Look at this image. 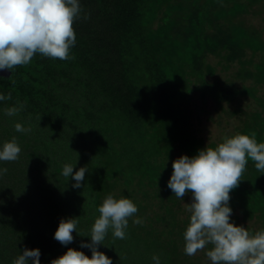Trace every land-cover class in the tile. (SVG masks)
I'll return each instance as SVG.
<instances>
[{"label": "trees", "instance_id": "1", "mask_svg": "<svg viewBox=\"0 0 264 264\" xmlns=\"http://www.w3.org/2000/svg\"><path fill=\"white\" fill-rule=\"evenodd\" d=\"M261 1L79 0L69 59L35 53L14 76H0V95L5 96L0 100V143L15 137L21 149L16 160L0 161L9 177L0 176V236L5 237L0 239V264H13L25 247H38L41 258H50L48 250L55 246L63 253L89 241L84 235L90 234L97 208L109 193L137 206L125 237L115 238L109 228L102 242L107 246H98L112 264H153V255L160 264H210L196 253H184L190 213L180 215L181 202L166 181L175 158L215 147L226 136L254 132L257 142H264V99L256 93L264 89V27L241 18ZM209 55L226 71L238 65L223 78ZM108 73L117 84L115 95L103 90ZM209 102L241 122L217 141L209 135L205 140L193 126L194 119L202 123ZM13 107L18 110L7 115ZM16 123L27 131L17 132ZM71 126L76 133L68 132ZM66 163L74 171L87 168L82 187L73 188L72 178L61 175ZM65 184L63 202L52 206L39 197L35 202V191L48 199ZM229 204L233 222L250 233L264 229V173L254 161L248 160ZM48 211L52 214L45 217ZM38 217L47 218L45 230L74 217L78 234L73 231L68 245L50 237L42 242L47 236ZM134 218L142 222L133 223ZM29 228L36 230L33 240L23 231ZM82 251L91 255L87 248Z\"/></svg>", "mask_w": 264, "mask_h": 264}, {"label": "clouds", "instance_id": "2", "mask_svg": "<svg viewBox=\"0 0 264 264\" xmlns=\"http://www.w3.org/2000/svg\"><path fill=\"white\" fill-rule=\"evenodd\" d=\"M80 11L79 0H0V71L29 63L35 53L69 59L76 39L72 24ZM4 99L0 95V100ZM17 110L9 108L6 114L11 116ZM14 127L17 132L27 131L20 123ZM20 151L15 137L0 143V161H14ZM249 159L264 173V142H257L254 132L226 136L215 147L206 145L194 155L181 154L172 161L166 186L178 199L191 192V202L186 203L189 223L183 233L186 255L211 245L205 252L211 264H264V229L250 233L230 219V191L238 186ZM5 171L0 168V174ZM87 171L84 166L74 171V165L66 163L61 175L71 177L72 187L80 188ZM97 211L90 234L84 235L90 240L80 241L77 248L68 247L49 264H112V258L98 246L105 245L102 242L109 228L115 238L125 237L128 218L137 212V206L126 196L117 198L109 193ZM141 222L133 219V223ZM77 223L74 217L61 218L53 239L61 245L70 244L73 231L78 234ZM84 248L90 250V256ZM40 256L38 247H25L13 264H41ZM152 261L160 264L157 255Z\"/></svg>", "mask_w": 264, "mask_h": 264}, {"label": "rangeland", "instance_id": "3", "mask_svg": "<svg viewBox=\"0 0 264 264\" xmlns=\"http://www.w3.org/2000/svg\"><path fill=\"white\" fill-rule=\"evenodd\" d=\"M250 9H251L250 12L247 13V14H244L243 16H241V18L244 19L246 24H248V25H251V26L253 25L255 27H264V1H261V2H258V3H253L251 5ZM249 54H250V56H252L251 53L248 52V55ZM248 55L246 57H248ZM254 55H255V57H257V53L254 54ZM88 60H89V57H86V58L84 57L83 58V61H85L87 64H91L92 62H89ZM207 60L209 62H211L212 64L216 65V67H217L216 75L221 76L223 78H228L229 75L231 73H233L234 68L238 65L237 62H234V63H232L230 65V67L228 69L229 71L228 70L226 71L225 67H223L221 64H218L219 59L217 57L209 55ZM18 66H16L13 70H11V73H13V76L16 74ZM91 66L92 65H90L89 68L93 69ZM10 76H11V74H10ZM104 78H105L107 84H105V87L103 88V90H106L109 95H113V94L115 95L116 92H117V84H115L114 76L111 73H108V74H104ZM256 93H257V95H260V97L262 99H264V89L262 90V92L256 91ZM194 99L196 101H198L196 94H194ZM79 100H83V98H81ZM89 102H90V100H89ZM223 103H224L225 109H229L228 108L229 107V103L228 102H223ZM84 106L89 109L88 105H84ZM209 111H210V113H209ZM201 119H202V123L203 124L202 123L198 124L197 123V119H194L193 126L196 127V129L198 131V134L201 133L202 136L205 138V140L208 139V135H209L212 138V140H214V141H217L219 139L217 137H220L221 135H228L229 132L235 130L234 129L235 126H237V125H239V123H241L240 122V118L238 119L235 116L231 117L229 114L226 113V111H222V110L217 109L215 107L214 103H212V102H209L208 107L202 112ZM201 126H202V129H200ZM66 129L68 130V132H75L76 133V131L73 130V126H71L69 128H66ZM60 136L63 137L65 140L70 137V136L67 137L65 134H60ZM0 176L2 178H4V179H8L9 178L8 176L3 175V174H0ZM56 184L57 183L55 181L51 182L52 186H54ZM66 187H67L66 184L65 185H61V186L59 185L58 188H56V187L54 188L53 187L54 190L50 192L51 193L50 195H47L48 199H46L44 193H40V192H37V191L34 190L38 194L34 198V200H35L36 203H38L36 200H37V197H39L46 204H51V205H52V203H54L56 201L63 202L64 198L68 197L67 193H66ZM26 200L29 201V199H26ZM179 200L181 202V206L179 208L182 209L180 215L184 216L187 213H189V212L186 211V208H187V204L186 203H190L191 202V192L190 191L186 192L184 194V196L182 197V199H179ZM48 209L51 210L50 207H48ZM49 214H52V212L48 211L47 213H44L43 215L45 217H48ZM10 216L12 217V219H15V220L18 221V217L16 216V214L10 215ZM34 219L35 218L32 215L30 217V220H34ZM37 220L40 223V227H39L40 230L43 231L44 236H47V237H44V238H42L40 240L42 242H44L48 237L53 239V233H54L56 227H54V228L47 227V229L45 230V223L47 221V218L38 217ZM147 222H149V221H147ZM245 223L249 224V225H251L253 227L255 226V222L253 220H246ZM157 226L159 227V226H162V225L158 224ZM23 231L29 232V234L27 233L26 237L29 238L30 240H33V237L36 235V230H34L32 228H29L28 230H23ZM46 231H49V232L45 233ZM37 236H39V234ZM3 238H5V237L2 234V236H0V239H3ZM16 240H17V237H16ZM46 245H47V243H46ZM58 249H59L58 246H55L54 248L49 249L48 252H51L53 257H50V258H45V257L41 258L40 257L41 264H49V261L51 259H53V258L57 257L58 255L62 254V253H59V251H62V250L57 251ZM207 249L208 248L206 246L205 249L198 250L196 252V254H197V256L199 255L200 257H202V261L203 262H207V263L211 264V261L205 255V252H206Z\"/></svg>", "mask_w": 264, "mask_h": 264}, {"label": "water", "instance_id": "4", "mask_svg": "<svg viewBox=\"0 0 264 264\" xmlns=\"http://www.w3.org/2000/svg\"><path fill=\"white\" fill-rule=\"evenodd\" d=\"M10 74H11V70H9V69H4V70H2V71H0V76H10Z\"/></svg>", "mask_w": 264, "mask_h": 264}]
</instances>
